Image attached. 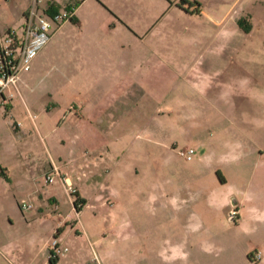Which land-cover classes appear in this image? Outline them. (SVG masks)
Returning a JSON list of instances; mask_svg holds the SVG:
<instances>
[{
  "label": "rangeland",
  "instance_id": "374dc122",
  "mask_svg": "<svg viewBox=\"0 0 264 264\" xmlns=\"http://www.w3.org/2000/svg\"><path fill=\"white\" fill-rule=\"evenodd\" d=\"M251 4L236 7L238 12L251 8L254 14L239 13L237 23L241 20L246 26L239 25L247 35L240 41L243 49L234 50L239 41L230 36L225 68L210 89L209 108L206 102L184 99L182 105L190 114L179 118L167 112L163 133L155 134L162 142L152 141L144 126L148 122L155 127L157 118L138 113L121 123L127 128L123 134L120 125L116 134L115 127L113 133H103L101 145L96 136L83 134L72 122L62 133L63 143L58 138L54 142L56 155L44 146L55 133H46L50 125L35 132L34 160L47 157V170L51 163L57 164L74 179L70 184L75 191L70 201L63 182L58 178L47 182V170L37 164L30 177L21 176L19 204L3 197L6 187L0 180V250L6 259L0 264H21L18 255L29 237L38 245V238L52 227L58 242L67 246L66 260L59 264H186L190 260L189 264H241L250 252L264 253V0ZM55 49L52 61L30 78L28 90L52 77L56 69L61 76V43ZM219 90L224 97L216 99ZM186 93L183 98L189 99ZM9 100L13 106L18 103L16 96ZM10 103L0 107L13 127L24 111L22 106L14 111ZM69 104L79 106L76 100ZM102 123L106 125V120ZM8 137L0 129V144L5 140L8 145ZM188 145L194 148L190 159L179 153ZM70 155L75 164L67 163ZM5 157L3 167L17 173L12 157ZM72 166L86 172L84 186L73 171L65 172ZM222 181L223 189L235 192L227 205L218 207L209 199ZM75 192L80 198L78 210L73 205ZM21 198L31 203L28 209L20 208ZM240 209L245 226L236 223ZM234 211L237 217L231 220L229 213ZM180 241L186 253L167 257L169 244Z\"/></svg>",
  "mask_w": 264,
  "mask_h": 264
},
{
  "label": "crops",
  "instance_id": "0c3cea01",
  "mask_svg": "<svg viewBox=\"0 0 264 264\" xmlns=\"http://www.w3.org/2000/svg\"><path fill=\"white\" fill-rule=\"evenodd\" d=\"M30 1L0 0V33L10 28H20ZM54 1L59 5L66 2ZM182 1L79 2L72 18L52 32L48 42L31 60L30 68L21 74L20 93L9 86L0 94L1 105L7 108L9 99L16 96V106H22L24 111L17 115L11 127L0 107V129L9 135L10 141L8 145L5 140L0 144V180L6 187L1 193L3 197L16 199L19 204L17 194L21 193V176L30 177L36 164L47 167V157L40 161L34 160L37 144L32 136L41 133L48 124L50 130L46 133L55 131L57 136L51 135L44 146L50 154H55L54 142L58 138L63 143L62 133L68 131L72 122L79 125V131L83 134L96 136L98 145H101V141L105 140L100 138L103 133H113L114 127L125 124L127 119L134 117V113H138L146 118H157L155 127L150 128L148 122L144 125L156 143L162 142L155 134L163 133L167 112L171 117L179 118L190 114L182 105L184 99L186 103L206 102L209 108L210 89L216 85L219 73L225 68L230 36L239 41L233 49H243L240 41L247 35L237 23L239 13L254 14L251 8H243L238 12L236 7L244 6L246 2L254 3L255 6L256 0ZM60 43L61 76H57L59 70L56 69L52 77L43 79L28 90L30 78L43 65L52 61L57 53L55 47ZM184 92L191 97L183 98ZM215 96L216 99L222 98L224 92L219 90ZM74 100L78 101L79 106L71 108L69 102ZM10 106L13 104L10 103ZM16 106L12 107L14 111ZM30 113H35L38 119ZM103 119L106 125H103ZM126 130V127H122L120 133ZM118 131H114V134ZM7 154L12 157L11 163L17 173H10L3 167L7 163ZM67 163L75 164L71 155ZM45 168L46 171L48 168ZM72 171V176L83 185L86 172L83 170L81 173L74 166L65 172ZM64 175L69 182L74 181L69 174ZM224 185V181L219 183L220 188L211 193L209 203H216L218 207L229 203L235 190H225ZM77 188L81 190V187ZM69 200H72L71 197ZM245 222V213L240 209L236 223L245 226ZM52 237H55L53 227L45 237L42 235L38 238V245L34 238L29 237L28 243L22 248V255H18L20 263L59 264L65 261L66 253L59 255L55 262L49 261V242ZM184 246L181 241L169 244V255L165 256L185 254ZM257 253L259 251L250 252V258L246 256L241 264L264 262V253H259V256ZM37 258L39 263L35 262ZM3 260L6 259L0 250V262Z\"/></svg>",
  "mask_w": 264,
  "mask_h": 264
},
{
  "label": "built area",
  "instance_id": "2783aa9c",
  "mask_svg": "<svg viewBox=\"0 0 264 264\" xmlns=\"http://www.w3.org/2000/svg\"><path fill=\"white\" fill-rule=\"evenodd\" d=\"M80 1L66 0L63 5H59L54 0H31L20 28H10L0 33V94H3L9 86L20 93L21 74L30 68L31 60L48 42L52 32L64 21L72 18ZM30 115L34 117L32 114ZM193 152L194 148L191 145L179 150V153L187 159L192 157ZM56 178L63 182L65 190L71 197V193L75 189L60 171L58 165L53 162L45 174V180L53 182ZM30 206V202L21 199L20 207L22 209H28ZM236 217L237 212L229 213L231 220H235ZM49 246L50 257H58L67 249V246L61 245L55 237L51 238ZM96 259L99 262L97 256Z\"/></svg>",
  "mask_w": 264,
  "mask_h": 264
},
{
  "label": "trees",
  "instance_id": "16d2710c",
  "mask_svg": "<svg viewBox=\"0 0 264 264\" xmlns=\"http://www.w3.org/2000/svg\"><path fill=\"white\" fill-rule=\"evenodd\" d=\"M182 2H187V1H185V0H183ZM243 22L241 21V20H239L238 21V24L241 26V27H244L245 29H246V26H244V24H242ZM221 180H223V179H221ZM73 194H75L76 195V197L74 198V200H73V205L77 208V210H78V207H77V201L80 199L79 198V196H78V194L75 192V193H73ZM82 201H84V199H81V202ZM250 253H248V257L250 258ZM56 259H57V257H50L49 256V261L50 262H55L56 261Z\"/></svg>",
  "mask_w": 264,
  "mask_h": 264
}]
</instances>
